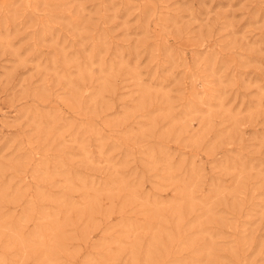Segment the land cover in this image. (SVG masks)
Segmentation results:
<instances>
[{"label": "rangeland", "instance_id": "rangeland-1", "mask_svg": "<svg viewBox=\"0 0 264 264\" xmlns=\"http://www.w3.org/2000/svg\"><path fill=\"white\" fill-rule=\"evenodd\" d=\"M0 264H264V0H0Z\"/></svg>", "mask_w": 264, "mask_h": 264}]
</instances>
